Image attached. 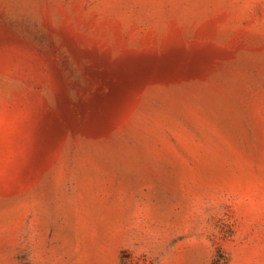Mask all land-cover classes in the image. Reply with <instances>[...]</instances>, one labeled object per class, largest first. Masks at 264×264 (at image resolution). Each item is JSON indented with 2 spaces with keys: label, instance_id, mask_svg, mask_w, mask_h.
I'll return each instance as SVG.
<instances>
[{
  "label": "rangeland",
  "instance_id": "374dc122",
  "mask_svg": "<svg viewBox=\"0 0 264 264\" xmlns=\"http://www.w3.org/2000/svg\"><path fill=\"white\" fill-rule=\"evenodd\" d=\"M0 264H264V0H0Z\"/></svg>",
  "mask_w": 264,
  "mask_h": 264
},
{
  "label": "bare ground",
  "instance_id": "6f19581e",
  "mask_svg": "<svg viewBox=\"0 0 264 264\" xmlns=\"http://www.w3.org/2000/svg\"><path fill=\"white\" fill-rule=\"evenodd\" d=\"M108 108L107 102L96 101L91 106L85 108L78 106L75 110L66 111L62 117L57 118L46 127L43 132L45 138L51 136L55 131L66 127L95 128L101 126L105 116L102 109Z\"/></svg>",
  "mask_w": 264,
  "mask_h": 264
}]
</instances>
